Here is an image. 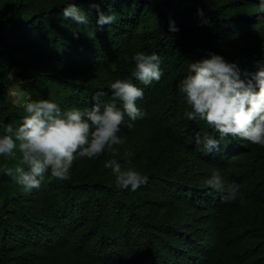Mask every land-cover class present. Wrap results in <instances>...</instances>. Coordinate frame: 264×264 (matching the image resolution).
Masks as SVG:
<instances>
[{
	"label": "trees",
	"instance_id": "trees-1",
	"mask_svg": "<svg viewBox=\"0 0 264 264\" xmlns=\"http://www.w3.org/2000/svg\"><path fill=\"white\" fill-rule=\"evenodd\" d=\"M74 2L90 13L88 25L61 15L64 0H0V128L18 124L29 99L62 109L90 107L98 89L113 99L108 82L117 77L144 89L136 103L145 115L121 124L115 153L77 157L67 179L46 171L39 189L24 191L0 169V264H264V146L226 136L219 151L197 148L196 130L219 133L184 115L177 88L190 61L209 52L236 60L242 78L256 70L259 0ZM93 3L116 21L96 24ZM136 51L160 55L159 80L132 77ZM110 157L147 179L118 187L104 167ZM19 162L17 151L7 164ZM214 169L240 185L235 200L204 183Z\"/></svg>",
	"mask_w": 264,
	"mask_h": 264
},
{
	"label": "clouds",
	"instance_id": "clouds-1",
	"mask_svg": "<svg viewBox=\"0 0 264 264\" xmlns=\"http://www.w3.org/2000/svg\"><path fill=\"white\" fill-rule=\"evenodd\" d=\"M103 2V0H101ZM258 6L264 10V0ZM96 9V24L113 23L117 17L111 11ZM204 9L197 7L196 14L203 16ZM61 15L76 25H88L90 13L74 0H64ZM169 30L177 31L175 22L169 21ZM75 34V33H74ZM131 60L132 77L145 85L159 80L162 74L160 55L155 52L136 51ZM256 70L241 76L240 64L222 54L209 52L207 56L190 61L186 74L177 81L187 107L184 115L193 121H203L213 133L196 130L193 134L197 148L205 152L220 150L226 136L240 137L253 144L264 146V56L255 62ZM113 99L102 100L106 93L96 90L90 107L81 109L62 107L53 99H29L23 104L24 115L20 122L6 123L0 128V169L22 187L24 191L39 189L45 172L67 179L77 157L96 158L101 153H115L114 145L123 139L118 133L121 124L128 128L145 113L137 105L144 89L131 78H115L108 82ZM119 104V106H118ZM127 117V119H126ZM20 154V162L10 167L7 161ZM123 166L115 157L104 160L118 187L135 190L147 177L128 162ZM204 183L222 192V199L233 201L239 195L236 181L225 183L219 169H214Z\"/></svg>",
	"mask_w": 264,
	"mask_h": 264
}]
</instances>
